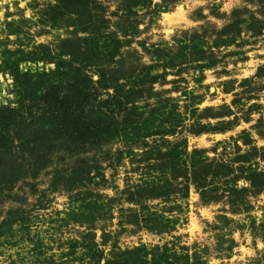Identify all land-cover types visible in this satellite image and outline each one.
Wrapping results in <instances>:
<instances>
[{"label":"rangeland","instance_id":"1","mask_svg":"<svg viewBox=\"0 0 264 264\" xmlns=\"http://www.w3.org/2000/svg\"><path fill=\"white\" fill-rule=\"evenodd\" d=\"M0 264H264V0H0Z\"/></svg>","mask_w":264,"mask_h":264}]
</instances>
